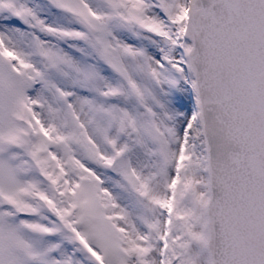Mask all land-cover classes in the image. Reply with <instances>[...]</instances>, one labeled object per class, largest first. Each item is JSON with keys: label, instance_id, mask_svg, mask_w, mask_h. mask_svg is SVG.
Returning a JSON list of instances; mask_svg holds the SVG:
<instances>
[{"label": "snow or ice", "instance_id": "obj_1", "mask_svg": "<svg viewBox=\"0 0 264 264\" xmlns=\"http://www.w3.org/2000/svg\"><path fill=\"white\" fill-rule=\"evenodd\" d=\"M0 264H264V0H0Z\"/></svg>", "mask_w": 264, "mask_h": 264}]
</instances>
